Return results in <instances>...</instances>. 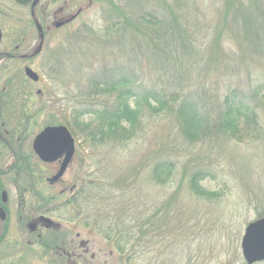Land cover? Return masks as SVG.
I'll list each match as a JSON object with an SVG mask.
<instances>
[{
    "label": "rangeland",
    "instance_id": "374dc122",
    "mask_svg": "<svg viewBox=\"0 0 264 264\" xmlns=\"http://www.w3.org/2000/svg\"><path fill=\"white\" fill-rule=\"evenodd\" d=\"M261 1L94 0L73 24L48 34L41 58L28 64L39 74L40 81L32 85L19 79L18 84L29 92L27 101L32 97L36 100L31 102L32 106L43 109V127H38L37 132L51 125H65L66 119L74 118L72 114L83 107L80 95L93 93L106 79L108 69L136 77L138 85L119 86L92 100L112 102L130 90L140 94L162 85L166 91L181 89L184 97H191L199 107H205V114L208 111L213 117L214 123L200 127L202 136L194 140L182 138L175 122L166 116L145 118L143 129L124 147L116 143L95 146L91 138L74 136L77 157L63 181L68 187L75 186V191L61 196L58 209L50 215L63 225L64 231L71 227L73 237L81 233L82 240L90 239L91 252L101 257V263L105 260L103 254L116 253V248L108 242L103 224L95 222L104 223L107 217L104 206L119 202L133 204L134 210L143 207L148 215L157 207L167 208L177 214L175 221L170 219L167 225L183 222L190 226V231L180 233L178 238L175 232L161 240L154 238L143 250L129 245L126 254L123 253V264H247L241 251L244 231L250 223L264 218V53L240 43L241 30L236 20L241 23L243 16L253 14L264 25L263 14H256L253 8ZM74 4L75 8H84L89 2L75 0ZM141 15H164L162 23L166 28H161L168 30L166 34L154 39L161 30L138 24ZM109 27L114 33L106 36ZM183 31L200 51L212 48L213 53L203 60L196 56L183 58ZM156 41L175 43L181 50L171 49L169 44L161 46L169 52H156L152 50ZM214 46H221L222 52L218 54ZM169 62L180 64L172 67ZM183 62L194 66L189 69ZM5 65H0V72H6L0 76V91L9 83L10 73L21 66L11 64L4 68ZM39 90L41 96L36 94ZM232 91H239L237 97L250 103L257 116V126L253 130L241 127L239 138L219 130L214 121ZM129 103L135 106L134 99L129 98ZM144 110L150 115L146 107ZM83 119L87 121L89 117ZM79 128L82 131L83 127ZM175 139L183 142V168L171 183L157 185L148 174L150 166L155 164L156 151L163 149L168 153ZM199 170L211 174L212 178L201 185L220 193L217 202L201 201L187 193V177ZM182 173L183 187L179 191ZM48 175L44 171V176ZM128 177L129 188L124 191V185L119 183ZM102 180L116 181L112 188L115 192L90 191L79 205L72 201L66 205V200H73L81 186L93 181L99 184ZM43 184V194L49 197L52 190L46 181ZM178 191L177 203H167ZM11 196L14 199L15 193L11 192ZM162 219L159 217L155 222Z\"/></svg>",
    "mask_w": 264,
    "mask_h": 264
},
{
    "label": "flooded vegetation",
    "instance_id": "af4514ba",
    "mask_svg": "<svg viewBox=\"0 0 264 264\" xmlns=\"http://www.w3.org/2000/svg\"><path fill=\"white\" fill-rule=\"evenodd\" d=\"M75 0H0V65L19 64L20 69L0 91V264H123L120 251L101 257L91 252V240L69 226L66 231L50 215L58 209L61 196L71 195L64 176L72 170L77 149L64 176L51 181L59 172L63 158L42 161L33 148L34 140L45 129L42 107H33L28 91L19 86L30 81L28 64L41 58L48 34L73 24L92 6L75 8ZM41 30V31H40ZM41 35L43 43L41 45ZM5 70V69H4ZM6 72H0V76ZM37 73V72H36ZM9 73H7L8 75ZM38 83V82H37ZM41 96L42 92H36ZM53 126V125H51ZM59 126V125H56ZM44 171L48 176H44ZM46 181L52 193L43 194ZM63 185V187H62ZM62 187V189L60 188ZM11 192L15 193L14 199ZM56 192V193H55ZM71 199L66 200V205ZM52 207V208H51ZM100 254L103 249H99ZM109 256V257H108ZM108 257V260H107Z\"/></svg>",
    "mask_w": 264,
    "mask_h": 264
},
{
    "label": "trees",
    "instance_id": "16d2710c",
    "mask_svg": "<svg viewBox=\"0 0 264 264\" xmlns=\"http://www.w3.org/2000/svg\"><path fill=\"white\" fill-rule=\"evenodd\" d=\"M253 8L257 12L256 14L258 12L263 14V18L261 17V19L264 21V0L255 3ZM255 17L256 15L249 14V16L245 15L242 17L241 23L236 20L241 30L239 38L242 41L240 43H245L246 48L254 52L264 53V25L256 21ZM164 19H166L164 15H141L138 16L137 23L153 26L154 29L159 28L161 31L154 35V39H159V35L163 36L162 33L166 34V31H168L161 28H166L164 23H162ZM116 26H118V23L114 27L116 28ZM105 32L106 36H110L114 33V29L109 27ZM183 36L185 38V40L183 38V58L196 56L203 60L204 57L213 53L212 48L200 51L195 46L194 40L184 31ZM169 44H172L168 46L171 49L179 47L175 46V43L168 41H156L152 50L154 49L156 52H169V50H162L161 48L162 45L167 46ZM179 48L181 50V47ZM214 50L218 51V54L222 52L221 46H214ZM200 61H198V64ZM179 64L169 62V65L172 67H177ZM183 66L191 69L194 65H191L189 62H183ZM115 71L116 69H108L106 79L99 83L97 88H94L93 93L80 95L82 99L80 104L83 105L82 109L77 114H72L74 118L64 121V124L73 136H80L84 139L91 138L95 146L116 143V145L124 147L127 142L137 136L143 129L142 122L148 116L154 118L166 116L167 119L175 122L176 128L180 131L182 138L184 136L186 139L191 140H194L197 136H202L199 131L200 127L205 125L206 127L210 126L209 122L214 123L213 117L208 115V111L205 114V107H199L191 97H184L180 93L181 89L178 91L176 89L166 91L162 85H159L160 88L158 89L144 90L140 94H135L130 90V93L116 96L112 102L110 99L103 101L98 99L92 100L104 93L108 95L119 86L133 88L138 85L136 77L133 79L129 75H126L125 72H122L123 74H116L114 73ZM111 77H114V79ZM238 93L239 91H232L231 96L227 97L219 108L218 118L214 119L215 123L217 122V128L226 132L232 138H239L237 134H239L241 127L253 130L257 126L255 109L252 108L250 103H245L243 101L244 98L239 99L237 97ZM255 97H257V94H255ZM129 98L134 99L135 106H131ZM247 99L248 97H245V100ZM145 107L150 115L146 114ZM84 116H88L89 119L87 121L84 120ZM92 117L96 121L91 119ZM80 126L81 128L83 127L82 131L79 128ZM182 152L183 142L180 139L174 140V144L169 147L168 153L164 152L163 149L156 151L155 164L150 166L151 171L148 174L157 185H166L176 178L177 173L183 168ZM207 178H212V176L209 172L203 170L191 173L187 177V183H185L186 191L189 195L201 201L208 203L217 202L221 197L220 193L209 191L201 185ZM129 181L128 177L119 183L124 185V191L129 188ZM116 184V181L112 182L110 180H102L99 184L93 181L90 185L81 186L77 196L71 201L73 204L79 205L82 198L89 197L87 193L90 191L99 190L100 192H104L107 190L108 192H115L112 188ZM182 187L183 173L178 190L180 191ZM179 191L167 203H177L178 196L176 195H178ZM104 207L107 210L106 221L104 223L96 221L95 223L96 225L103 224L102 230L105 232L108 242L112 243L116 251H120L122 255L123 253L126 254L129 245L132 246L131 248L140 247L143 250L142 248H147L154 238L158 237L161 240L162 238L171 236L169 234L174 232V236L178 238L180 233L190 231L189 224H183V222L176 221L177 224L174 226L167 225L170 219L175 221L177 217V214L170 212L167 208L163 210L157 207L153 213L148 215L147 211L143 210V207H141L140 211L138 208L134 210L133 204L130 203H110L109 206ZM159 217H163V219L158 223L155 222Z\"/></svg>",
    "mask_w": 264,
    "mask_h": 264
},
{
    "label": "water",
    "instance_id": "95a60500",
    "mask_svg": "<svg viewBox=\"0 0 264 264\" xmlns=\"http://www.w3.org/2000/svg\"><path fill=\"white\" fill-rule=\"evenodd\" d=\"M42 43L43 35H41V45L38 51ZM25 74L30 80L39 81L38 74L32 69L26 68ZM33 148L39 158L46 163L63 158L59 172L51 180L57 181L64 176L75 154V140L65 126L46 127L34 140ZM241 251L247 264L264 262V218L246 227L241 241Z\"/></svg>",
    "mask_w": 264,
    "mask_h": 264
}]
</instances>
